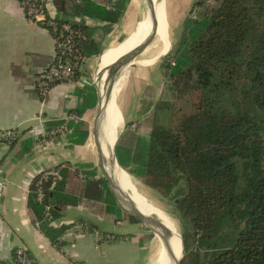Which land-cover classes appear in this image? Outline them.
I'll return each mask as SVG.
<instances>
[{
	"label": "trees",
	"instance_id": "obj_1",
	"mask_svg": "<svg viewBox=\"0 0 264 264\" xmlns=\"http://www.w3.org/2000/svg\"><path fill=\"white\" fill-rule=\"evenodd\" d=\"M129 1L53 0L56 20L79 17L73 25L87 36L80 45L85 58L101 52L85 20L104 23L108 33ZM194 8L174 48L161 59L175 97L159 101L155 111L141 105L138 112L146 114L142 124L147 136L141 137L138 126L130 127L138 125L137 119L126 122L115 157L130 177L174 199L184 244L180 264H264V0H199L191 5ZM187 93L194 94L187 109L175 108ZM78 98L71 111L81 117L96 104L91 81H84ZM71 123L75 140L83 143L88 124ZM32 144L31 139L22 140L20 151L29 153ZM92 167L56 166L58 177L53 186L52 178L44 181L40 202L35 195L40 173L31 180L28 208L57 247L70 224L54 228L51 222L68 205L140 222L118 206L99 166Z\"/></svg>",
	"mask_w": 264,
	"mask_h": 264
},
{
	"label": "crops",
	"instance_id": "obj_2",
	"mask_svg": "<svg viewBox=\"0 0 264 264\" xmlns=\"http://www.w3.org/2000/svg\"><path fill=\"white\" fill-rule=\"evenodd\" d=\"M52 5L55 8L53 0ZM140 20L121 42L132 35ZM85 25L100 43V48L110 42L103 52L121 43L113 46L121 32L116 30L118 23L108 33H104V23L98 20L86 19ZM167 26V51L152 55L151 51L148 52L144 59L153 57L152 62H142L136 67L161 62L171 46L177 43L178 40L170 42ZM159 45L153 44V49ZM54 52L50 30L27 18L18 0H0V135L13 130L18 136L14 144L0 142V263L11 264L13 248L22 245L37 264H129L140 257L141 249L147 246V229L142 222L114 220L104 213L95 214L81 204L68 205L63 214L51 222L54 228L70 224L57 247L40 231L38 220L28 208L31 180L42 170L55 168L62 163H69L73 167L81 164L97 166L96 159L91 156L92 149L96 150L85 118L89 109L69 122L75 125L81 120L88 124L89 133L83 143L75 140L74 126H69L65 135L44 136L60 125L65 117L76 114L71 110L78 105V90L84 84L82 67L80 75L72 82L56 84L45 99L38 96L36 78L52 61ZM160 70L164 72L162 64ZM128 72L116 85L115 95L120 90V82L123 79L128 81ZM161 89L162 83L158 90L150 89L149 96L153 100H160ZM26 139L33 141L32 149L29 153H22L20 142ZM87 224L94 226V229H88ZM95 231L102 238L96 240Z\"/></svg>",
	"mask_w": 264,
	"mask_h": 264
},
{
	"label": "rangeland",
	"instance_id": "obj_3",
	"mask_svg": "<svg viewBox=\"0 0 264 264\" xmlns=\"http://www.w3.org/2000/svg\"><path fill=\"white\" fill-rule=\"evenodd\" d=\"M199 1V0H166L165 1V11H164V17L166 20L167 26V34L169 37V40L171 43H175L180 38V32L182 28L183 21L186 16H192V12L195 9H190L193 2ZM191 10V11H189ZM145 12V0H131L129 3L126 4L125 12L121 18V20L118 22L117 31H121L118 36L116 42L113 43V46H116L118 42H121L127 34L132 31L135 27V24L137 21L143 18ZM189 12V13H188ZM162 40L158 39V36H156L151 43V45L148 47L150 49L147 51V53L143 56L144 58L147 57L148 52L151 51L150 55L155 54L156 52H160L164 49V43L161 42ZM110 42H106L105 46L101 48V52L104 51V48L106 45H108ZM117 43V44H116ZM153 44H160L158 47H155L153 49ZM112 46V47H113ZM175 46L172 45L171 48L173 49ZM100 52V54H101ZM93 55L86 57L83 65V75H84V81H91L94 82V75L98 66L99 56ZM89 58V59H88ZM162 62H157L155 64H150L147 67H136L133 68L128 72V81H125L124 79L120 82V90L117 91V95H115V102L117 107L120 110V113L122 116V127L120 128L118 132V136L122 129L124 128L126 122H129L131 120L137 119L138 125L132 124L130 127L135 128L138 126V129L140 131L141 137H146L148 130L144 127L142 124L143 117L146 114L140 115L139 114V108L142 104V106H149L151 103V110H157L158 109V103L161 100H173L175 97L172 93L170 82L168 80L166 72H161L160 65ZM147 81L152 84V87H148ZM162 83V91L163 93L160 96V100H153L149 96L150 89L158 90V86ZM94 85V83H93ZM192 98H194V94L187 93L182 98L177 99V103H175L174 107L182 106L181 111L186 110L187 101H190ZM174 111V109H172ZM148 113V111L146 112ZM95 116V107L90 108L87 110L85 118L87 119V122L89 124V128L91 130L92 122ZM167 117H164L163 120H166ZM117 133V132H116ZM94 151V148L91 151L92 158L96 159V165L98 166V160L97 155ZM96 155V157H95ZM98 173L100 176H102V172L100 168H98ZM127 174V173H126ZM128 177H130L128 175ZM133 186L137 192H139L142 197L147 199L148 202L158 206L165 212H167L172 219L174 220L177 228L179 229V220L177 219L176 210L174 207V199L173 198H166L162 195H160L156 190L144 185L142 181L139 178L130 177ZM147 229V228H146ZM147 239L145 242H147V246H144L141 249L140 257H136L135 260L130 262L129 264H154L155 258L157 257V254L159 253V241L158 237L149 229H147ZM154 261V262H153Z\"/></svg>",
	"mask_w": 264,
	"mask_h": 264
},
{
	"label": "water",
	"instance_id": "obj_4",
	"mask_svg": "<svg viewBox=\"0 0 264 264\" xmlns=\"http://www.w3.org/2000/svg\"><path fill=\"white\" fill-rule=\"evenodd\" d=\"M160 4H162L165 10V0H145L144 19L149 25V29L147 33L141 37L140 41L126 53L124 62L122 64L120 63L115 70L109 72L104 77L103 85L105 89L118 83L120 78L125 73L142 63V60L144 59L143 56L147 53L148 47L151 45L155 33L158 30V7H160ZM103 53L104 52H101L100 56H102ZM93 83L97 96L94 120H98L101 124L107 126L110 118L108 116L109 110L107 107L108 103L106 101V95H104L102 88H100L97 83ZM91 137L95 146L98 166L102 172V177L105 179L107 186L118 206L126 213L137 217L147 229L159 237L160 254L157 257V261L161 259V264H180L184 256V244L181 234L182 257L178 259L176 246L172 242V230L169 222L158 212L146 213L143 211L130 192L125 190L121 185V181L119 180L120 178H118L119 175L114 169L113 161L109 155V151L111 150L115 164H117V166H119L122 170V167H120L118 162L116 163L117 160L114 152L115 144L118 140V133L115 134L113 143L108 140L106 144H104V142L100 144V142L97 141L94 129L91 130ZM100 138L101 135L99 136V139Z\"/></svg>",
	"mask_w": 264,
	"mask_h": 264
},
{
	"label": "built area",
	"instance_id": "obj_5",
	"mask_svg": "<svg viewBox=\"0 0 264 264\" xmlns=\"http://www.w3.org/2000/svg\"><path fill=\"white\" fill-rule=\"evenodd\" d=\"M18 1L27 18L50 26L49 30L54 39V57L36 78V90L38 96L41 99H45L56 84L61 82H72L76 78L77 73L81 71L86 58L80 45L86 41L87 36L82 30L73 25V22L79 21L77 18L67 21L56 20L54 15L55 8L52 5V0ZM194 14L195 9L192 12V16ZM77 118L78 116L76 114H71L70 116L65 117L60 125L53 128L49 134L44 136L65 135L69 131V122ZM16 137V132L9 130L0 135V142L9 144L13 142ZM39 173L40 178L35 182V195L38 202L42 201L45 196L44 181L52 178L53 186L54 180L58 177V169H45ZM46 210H48L47 207L45 208V211ZM46 215H48L47 211ZM36 224L38 223L36 222ZM94 234L96 240L102 238L97 231H95ZM11 264L37 263L28 253L25 246L18 245L12 250Z\"/></svg>",
	"mask_w": 264,
	"mask_h": 264
},
{
	"label": "bare ground",
	"instance_id": "obj_6",
	"mask_svg": "<svg viewBox=\"0 0 264 264\" xmlns=\"http://www.w3.org/2000/svg\"><path fill=\"white\" fill-rule=\"evenodd\" d=\"M158 15H159V26L157 32L155 33L154 38L158 36V38L162 40V42L164 43V49L159 52V54H164L169 47V43L166 37V21L164 17V7L162 6V4H160V7H158ZM148 29H149V25L147 24L143 16L136 30L132 33V35L128 39L124 40L114 48L107 49V51L104 52L102 56H99L98 66L94 75V82L97 83L98 86H100V88H102L104 95H106V101L108 103L107 107L109 110L108 116L110 118L107 126L101 124L98 120L93 119L91 130L94 129L97 141L100 142V144H102L103 142L104 144H106L108 140L111 141V143H113L115 134H117L120 128L122 127V119L115 103V88L122 77L120 78L118 83L109 86L106 89L104 88L103 85L104 77L109 72L115 70L120 63L122 64L124 62V59L126 58L125 56L126 53L129 52V50H131L140 41L141 37L147 33ZM152 60L153 57L148 60L144 59L142 62L144 63L152 62ZM100 135L101 138L99 139ZM109 155L111 160L113 161L114 169L117 171V174L119 175L118 178H120L119 180L121 181L122 187L130 192L134 200L138 203L139 207L146 213L158 212L169 222L172 230V242L176 246L177 256L178 259H180V257H182L181 236H180V231L177 228L172 217L167 212H165L158 206L148 202L147 199L142 197V195L139 192H137V190H135L130 177H128V174H126L123 168L121 170L119 166L115 164L111 150L109 151ZM158 241L160 244L159 237H158ZM159 254H160V249H159V253L157 254V257L159 256ZM157 257L155 258L154 264H161V259L157 261Z\"/></svg>",
	"mask_w": 264,
	"mask_h": 264
}]
</instances>
